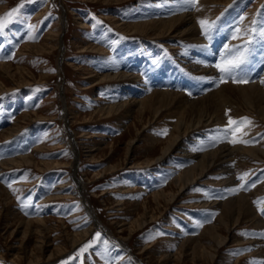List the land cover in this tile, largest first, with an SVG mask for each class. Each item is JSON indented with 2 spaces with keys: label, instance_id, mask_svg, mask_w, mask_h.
<instances>
[{
  "label": "rangeland",
  "instance_id": "1",
  "mask_svg": "<svg viewBox=\"0 0 264 264\" xmlns=\"http://www.w3.org/2000/svg\"><path fill=\"white\" fill-rule=\"evenodd\" d=\"M17 7L0 30V64L31 76L18 85L0 69L7 85L0 91V264H264V114L242 92L251 84L264 90V0H0V17ZM180 15L193 17L195 38L179 34L182 25L162 37L132 29ZM201 20L212 25L208 35ZM238 51L245 61L231 73L215 67ZM160 90L179 99L166 107L154 101L162 109L156 117L139 106L99 112ZM210 99L221 119L205 121L162 156L185 105ZM229 117L238 130L226 135ZM221 146L236 150L178 192L176 176ZM27 155L34 162L10 161ZM147 160L153 163L134 166ZM162 189L178 194L159 205L151 195ZM238 195L252 211L236 222L238 207L225 204ZM145 212L154 217L122 229ZM19 218L45 224L25 229ZM89 227L72 247L67 232ZM55 247L67 249L49 258Z\"/></svg>",
  "mask_w": 264,
  "mask_h": 264
},
{
  "label": "bare ground",
  "instance_id": "2",
  "mask_svg": "<svg viewBox=\"0 0 264 264\" xmlns=\"http://www.w3.org/2000/svg\"><path fill=\"white\" fill-rule=\"evenodd\" d=\"M107 1V0H106ZM111 1V0H110ZM118 2L121 0H117ZM203 1H207V2H213L215 0H203ZM220 2V1H219ZM227 2V1H226ZM142 22V21H141ZM160 22V25H159ZM138 23V22H137ZM123 24V23H122ZM127 24V23H126ZM182 25V26H186L183 27L184 29H182V31H180L181 33L179 34H186L187 36L190 37H196L198 34V30L196 28V26L193 23V17H188V15H180V17L172 19V20H162V21H155V22H148V23H138L133 25L132 29L134 31H140V32H145L147 34V31L150 28H153L155 30L156 35L158 36H165V35H169L177 30H179L178 26ZM125 26V24L123 25ZM128 30V29H127ZM129 31V30H128ZM131 31V30H130ZM153 33V32H152ZM149 34V33H148ZM154 34V33H153ZM177 37V36H176ZM48 39V38H47ZM185 39V38H184ZM193 39V38H192ZM49 40V39H48ZM49 43V42H48ZM51 44V43H50ZM52 45V44H51ZM90 45V44H89ZM44 46V45H43ZM88 46V45H87ZM32 47V46H31ZM53 47V45H52ZM35 48V46H34ZM38 48V47H37ZM43 48V47H40ZM44 49V48H43ZM86 49V48H85ZM90 49V48H89ZM33 50V49H32ZM36 50V49H35ZM52 50V48H51ZM39 51V50H38ZM37 51V52H38ZM42 51V50H41ZM93 51V50H92ZM100 51V49H99ZM0 69L2 71H4L6 74H8L9 76H11L14 80L18 81V85H24L30 82V80H28L27 77H30L31 74L29 75V73L27 71H25V69L20 67H16V68H12L11 65H7V64H0ZM209 70V69H208ZM108 75V74H107ZM104 76V75H103ZM102 76V77H103ZM115 76L120 77V78H126L128 75L124 74V73H119V74H115ZM110 77H113L110 75ZM129 77V76H128ZM87 78V77H86ZM101 78V77H100ZM105 78V76H104ZM130 78V77H129ZM110 79V78H109ZM118 79V78H117ZM106 80V79H105ZM116 80V79H115ZM138 81V80H137ZM7 85L0 79V91L6 90ZM87 88V87H86ZM223 88V87H222ZM222 90V89H221ZM153 91V90H152ZM220 91V90H219ZM243 94L245 95V97L247 99H251V100H255V102L257 101L258 104L257 106H259V108L257 109L258 111H262V114H264V104L262 105V103H264V90L259 87L257 84H251L249 86H247L246 89H244ZM218 93V92H217ZM220 93V92H219ZM222 93V91H221ZM181 96V95H180ZM212 97V96H211ZM153 98H157L155 100H153ZM213 98V97H212ZM215 98V97H214ZM219 98V97H218ZM224 98V97H223ZM178 100L179 96L178 95H174V93H170L167 91H158L155 92L152 96H149L145 99H140L137 100L136 97L135 99L132 101H127L123 104H114V105H109L108 107H102L99 112H107L109 114H112L114 112L123 110L124 108H127V111H133V108H136L137 106H139L138 108V112L141 111L143 112L145 110V108H152L153 113H154V117H156L160 111L162 110L160 106H156L155 104H153V102L155 101V103H159L161 100H163V106L166 107L164 104L167 103L166 105H168L170 102L169 100ZM222 99V98H221ZM188 100V99H187ZM190 101V100H189ZM188 101V102H189ZM204 100H197L192 102L191 104L185 105L186 107H184L183 114L180 115V120L179 122L174 124V128H176L177 134H173L170 138H168V142L167 147H164L163 151V155L162 156H166L168 154V152L173 148V147H177L179 144V139L185 135H187L188 133H191V131H193L194 129H196L199 125L206 123L205 121L208 122V120H211L212 122L215 120H219L221 119L220 117H217L216 111L219 110L220 104L219 102H217V100L214 99H210L209 101H206V103H204ZM182 103V102H181ZM198 103H200L201 105L198 106ZM160 105V104H159ZM176 105V103H175ZM179 105V104H178ZM204 105V106H203ZM254 105V104H253ZM180 106V105H179ZM177 108H182L181 106ZM256 106V105H255ZM163 107V108H164ZM176 107V106H175ZM254 108V107H253ZM165 109V108H164ZM255 109V108H254ZM187 110H191L194 112H197V118L194 117H185V112L187 113ZM256 110V109H255ZM177 111V110H176ZM209 111H211V113H209ZM181 114V113H180ZM27 116V115H26ZM30 116V115H29ZM177 117V116H176ZM149 122V121H148ZM214 125V124H213ZM216 125V124H215ZM141 130L138 129L137 133H139ZM14 132V131H13ZM136 137H134L130 142H129V149L131 150L133 147V143L135 142ZM181 145V144H180ZM251 148V147H250ZM253 148V147H252ZM256 149V148H255ZM236 150L235 148H230L227 146H221L220 148L211 151V152H206L204 154H202L201 156V160L200 163L193 166L191 169L181 172L178 176H176L175 178V183L180 187L178 188V192H180L181 190H183L187 185L197 181V179L202 178L203 175L207 174L209 167L211 165H215L217 161H221L223 160V162H226L229 160V156L231 155L232 151ZM257 150V149H256ZM129 151V150H128ZM245 152H247L246 150H244ZM240 152V150H239ZM252 153V152H251ZM242 154V153H241ZM133 155V154H132ZM258 155V154H257ZM130 156V155H129ZM129 156L126 158V160L129 158ZM159 157V155H158ZM156 158V157H155ZM160 158V157H159ZM158 158V159H159ZM162 158V157H161ZM11 162H13L16 165H25V164H30L33 161V157L31 155H27V156H22L19 159H14V160H10ZM8 162V161H7ZM6 162V163H7ZM34 162V161H33ZM147 163L152 164L153 161L152 160H147L145 162H140V161H136L135 165H143ZM210 163V164H209ZM36 164V162H35ZM219 164V163H218ZM3 165V164H2ZM45 169L50 168V164H46L43 166ZM219 167V166H218ZM211 168V167H210ZM226 169V168H225ZM224 170V169H223ZM227 170V169H226ZM221 172V171H220ZM227 173V172H226ZM206 177V176H205ZM174 183V182H173ZM176 186V185H175ZM173 189V188H172ZM170 191V190H169ZM167 192L165 189H162L160 191H156L154 193H152V198L154 197L156 200V202L160 201L161 202V198H165L166 203L168 202H172V200L175 199V197L177 196L178 192ZM6 194V193H5ZM6 202L8 201V197L5 196ZM234 199V198H233ZM2 201V200H1ZM176 201V200H175ZM159 202V203H160ZM145 203V202H144ZM158 203V204H159ZM9 204V203H8ZM154 204V203H153ZM156 205V204H155ZM153 205V206H155ZM161 205V203L159 204ZM163 205V203H162ZM227 210L228 211H232L233 206L236 205L238 207L237 210H239V214L238 217L236 218V222L239 221L241 219V215H243V217L248 216L249 214H251L252 209L249 207V205L247 204V198L245 195H238L236 198V201H229L228 203L225 204V206H227ZM148 207V206H147ZM157 207V206H155ZM152 208V207H151ZM159 208V206H158ZM160 209V208H159ZM225 209V208H224ZM146 210V209H145ZM154 210V209H153ZM226 210V211H227ZM148 211V210H147ZM11 213V212H10ZM140 213V212H139ZM149 213V212H148ZM147 212L142 213L140 215V217L138 219H135L133 221H130V223L126 224V225H122V229L123 230H128V231H133L136 229V227H141L142 225H144L149 216L150 218L154 217V214L150 213L148 214ZM155 213V212H154ZM225 213V210H224ZM223 213V214H224ZM227 213V212H226ZM1 214V211H0ZM228 214V213H227ZM237 214V213H236ZM8 215V214H7ZM6 215V221H9L7 218L8 216ZM224 216L226 217V215L224 214ZM4 217V215H3ZM228 217V216H227ZM18 223L15 224H19L20 226H25V229H29L32 225H36L35 227L38 228L37 226L40 225H44L45 221L44 219H34V220H25L22 218H19V220L17 221ZM225 222V221H224ZM8 223V222H7ZM121 227V226H120ZM42 228V227H41ZM208 229V228H207ZM39 233L43 232L42 229L38 230ZM92 231V227H89L87 229H84L83 231L80 232H67V236L68 239H70L71 243H72V247L76 246L77 244H79L82 240H84L86 237H88L90 235ZM212 232H214V229L212 230ZM37 232V231H36ZM211 232V233H212ZM231 232V230H230ZM214 234V233H213ZM233 234V233H232ZM219 242L223 243L226 237H222L220 235H217ZM189 240V239H188ZM48 244V243H46ZM47 247V246H46ZM181 247H183V245H181ZM67 248H61V247H55L50 251V255L49 258L55 256L56 254L62 253L66 250ZM148 249V248H147ZM182 249V248H181ZM203 249V248H202ZM205 249V248H204ZM203 251V250H202ZM207 251V252H206ZM41 253V252H40ZM202 253H207L209 254V251L206 249L204 252ZM21 254V253H20ZM35 254V253H34ZM42 254V253H41ZM179 254V253H178ZM24 256V255H23ZM23 256L16 254L15 258L16 260H22ZM26 258L29 260L30 263H32L33 261V256H28V254H25ZM181 254L179 256H177L179 259ZM38 257H41L38 256ZM176 257V259H177ZM166 259V258H165ZM179 261V260H178ZM160 264H166V263H160Z\"/></svg>",
  "mask_w": 264,
  "mask_h": 264
},
{
  "label": "snow or ice",
  "instance_id": "3",
  "mask_svg": "<svg viewBox=\"0 0 264 264\" xmlns=\"http://www.w3.org/2000/svg\"><path fill=\"white\" fill-rule=\"evenodd\" d=\"M190 3H195L196 0H189ZM22 6V5H21ZM19 11V7L17 8H13L11 9L8 13H6L3 17H0V30H3L7 24L11 21V18ZM96 23H102L101 21H97ZM205 21L201 20L200 24L202 26V28L204 29V34L208 35L210 28L212 25H208L207 27L205 26ZM29 27L31 28L32 25H29ZM245 61V53L243 51H238V54L235 55L232 59H222V61L220 63H217L215 65V67L217 69H219L222 73H231V71L235 68H238L242 63H244ZM238 82H246V81H238ZM242 121L244 122H248L250 123V121H248V118H241ZM239 123L236 120L231 119V117H229V123L227 128L224 130L226 135H231L234 133V131L238 130H233L232 129V125H235ZM166 134V133H164ZM233 143L237 142L235 140L232 141ZM232 191H236V189H233ZM262 212H264V209H261ZM100 233H96V238L100 237ZM95 243V241L89 242V244H85L81 249H80V253L82 254L84 251H86L89 247H91V245ZM66 264V262H65Z\"/></svg>",
  "mask_w": 264,
  "mask_h": 264
}]
</instances>
